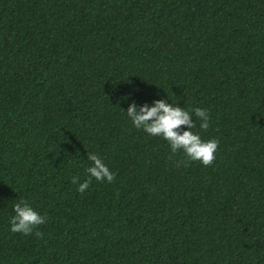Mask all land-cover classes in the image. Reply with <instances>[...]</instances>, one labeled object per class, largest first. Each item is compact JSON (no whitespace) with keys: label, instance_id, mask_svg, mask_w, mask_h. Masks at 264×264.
Segmentation results:
<instances>
[{"label":"trees","instance_id":"obj_1","mask_svg":"<svg viewBox=\"0 0 264 264\" xmlns=\"http://www.w3.org/2000/svg\"><path fill=\"white\" fill-rule=\"evenodd\" d=\"M161 98L212 164L132 126ZM88 152L114 180L79 193ZM0 264H264V0H0Z\"/></svg>","mask_w":264,"mask_h":264},{"label":"clouds","instance_id":"obj_2","mask_svg":"<svg viewBox=\"0 0 264 264\" xmlns=\"http://www.w3.org/2000/svg\"><path fill=\"white\" fill-rule=\"evenodd\" d=\"M177 101L169 103L161 98L153 100L150 104L145 102L138 105L133 100L128 104L125 113L134 128L150 137L165 140L173 155L179 151L188 161H199L204 166L212 164L219 141L216 138L203 139L199 131H194L196 123L193 120L195 116L199 120V129L207 130L210 125L209 110L203 107L185 109ZM87 159L90 165L85 168L86 178L81 181L78 176H73L71 181L79 193H84L89 188L93 178L107 183L114 180L115 174L99 154L88 152ZM12 212L13 215L8 220L12 233L30 235L47 220L45 215L35 210L25 199L15 202ZM36 235H39L38 231Z\"/></svg>","mask_w":264,"mask_h":264}]
</instances>
